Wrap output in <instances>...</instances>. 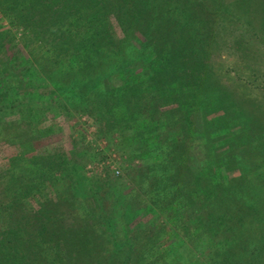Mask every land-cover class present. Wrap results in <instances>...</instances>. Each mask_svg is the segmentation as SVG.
Returning <instances> with one entry per match:
<instances>
[{
    "label": "trees",
    "instance_id": "16d2710c",
    "mask_svg": "<svg viewBox=\"0 0 264 264\" xmlns=\"http://www.w3.org/2000/svg\"><path fill=\"white\" fill-rule=\"evenodd\" d=\"M239 6L0 0V80L13 72L8 27L35 73L27 90L14 88L20 96L2 102L8 90L0 91V129L22 145L0 169V264H192V250L199 264H258L246 245L259 226L264 120L209 63L226 31L241 33L227 25L241 12L251 29L256 17L264 26V0ZM43 109L91 119L120 173L83 175L82 162L102 154L83 135L68 153L35 152L32 125ZM7 112L25 125H3Z\"/></svg>",
    "mask_w": 264,
    "mask_h": 264
},
{
    "label": "rangeland",
    "instance_id": "374dc122",
    "mask_svg": "<svg viewBox=\"0 0 264 264\" xmlns=\"http://www.w3.org/2000/svg\"><path fill=\"white\" fill-rule=\"evenodd\" d=\"M224 1L229 2L231 0ZM235 1L238 5H241L239 6L241 11L246 9L248 0ZM237 11L239 13L241 12L239 10ZM238 18L237 25L234 22L227 23V25L229 29H232L233 26H235V28L240 27L242 29L241 33L226 31L225 37L223 38V45L220 49L216 48L214 51H212L211 57L209 58V63L219 75L220 80L225 85V87L238 91L239 96L243 100L251 99L249 102L252 103L253 106L255 105V117H258L260 120L261 116V118L264 120V26L261 25V20L256 17L252 21L253 29H251L250 26L247 25L245 21H243L245 17L242 12L239 14ZM0 23H2L4 26L7 25L6 21L3 20L1 15ZM7 30H9L10 38L11 34L13 38L10 40L11 42L9 43V46H11V43H13L14 46L10 48L8 45H6L5 49H8L7 54L12 55L13 53V57H10L9 63L11 65L10 67L12 71L16 73L18 77L16 75L13 76L14 73L12 72L11 77L8 76V78L0 80V91L5 89L8 90V96L3 98L2 102L12 100L14 97L20 96L21 94H19V92H17L15 89L19 91L27 90L30 84H34V82L31 80L33 77H35L32 66H30V59L28 55H26L27 53L25 48L22 46L23 41H18L19 31L16 32L15 28L13 27H8ZM115 31L117 34H119V31L116 27ZM1 55H3V52H0V56ZM17 57L19 61L18 65L12 64L17 61ZM28 66L29 68L27 70L22 71L23 67ZM23 72H25L26 76L22 74ZM18 80H20V82L16 84ZM14 85L16 86L13 87ZM35 115H37V113ZM35 118L38 120V122H34L32 125L35 135L32 143L35 152L41 151L42 149L56 147L68 153V151H70L69 148L72 139H77L80 135H83L87 146L91 148V151H102L101 155L94 156L91 159L82 162L83 175L87 178L96 177L102 174L103 170L105 169L109 172L111 171L113 176H116L120 173L118 157L115 156V154L113 155L112 152L107 151L110 148H114L112 146L108 147L109 144L105 143V141L98 140L94 137L95 127L91 119L88 117L75 114L69 118L67 116L53 114L52 112L43 109L42 116L40 117V114H38ZM3 121L5 122L3 125H9L10 122L13 121L20 123L22 126L25 125L21 124L24 123V120H17L16 115L11 114L10 112H7L6 115H4ZM46 128H50L49 132L43 133L42 130ZM0 131L2 134V136L0 134V169H2L6 165L7 159L10 156L18 153L20 147L22 148V145L19 147L17 143H13L14 141L10 140L13 136V131L11 128L5 129L1 127ZM25 140L26 138H24L23 141ZM241 146H243V143H241ZM24 148H27V146ZM256 162L258 164H264V157L257 158ZM259 173L262 175L256 178L262 183L263 186L257 191V194L252 193V195H257L255 200L257 209L253 211L255 212L253 213V216L259 219V226L255 229L256 232L247 239L248 243L246 245V249L248 250V248L250 249L251 247H254V250L257 253L256 256L258 257V255H260L258 264H264V171L260 172L259 170ZM236 174L237 173L233 175ZM245 177L246 176H244V181L241 183V185H238V191H241V193L249 191L247 186L245 188V184L248 181V179H245ZM238 195H242L241 198L246 196V194ZM165 226L169 225L166 224ZM168 238L171 239L170 237ZM159 239L162 241L160 244L161 248L164 247L166 243H168L164 242V237ZM103 244L104 242L101 243V246ZM189 255V262L191 260L192 264H199L201 257H197L194 250H192ZM194 258H196V260H194ZM165 260H169V257H166ZM246 261L247 260H245L244 263Z\"/></svg>",
    "mask_w": 264,
    "mask_h": 264
}]
</instances>
